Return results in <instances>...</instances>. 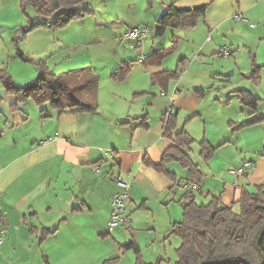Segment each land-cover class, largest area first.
Listing matches in <instances>:
<instances>
[{"label":"crops","instance_id":"1","mask_svg":"<svg viewBox=\"0 0 264 264\" xmlns=\"http://www.w3.org/2000/svg\"><path fill=\"white\" fill-rule=\"evenodd\" d=\"M172 2L181 9L210 6L196 27L169 28L171 46L153 40L150 50H143L150 55L164 48L160 63L143 64L140 54L129 55L130 60L121 55L115 68L128 61L131 71L123 80L112 78L114 69L105 83L99 77L95 111L77 105L59 113L31 99L13 108L16 96L3 85L0 228L6 234L0 264H103L116 257V264H136L135 252L121 248L130 241L140 247L143 262L174 264L181 239L172 225L183 218L187 192L201 203L219 197L223 205L238 208L235 202L245 189L264 190V120L239 127L264 116V32L248 24L263 12L264 28V0ZM225 48L229 57L221 55ZM21 61L10 51L0 67L7 66L15 83L24 85L38 69ZM254 63L261 66L258 83L249 77ZM166 70H178L177 77L153 81ZM230 70L234 78L224 75ZM240 88L260 98L255 113L239 98ZM172 106L175 131L186 129L194 137L191 156L203 172L191 191L189 172L178 162L166 165L176 180L157 167L173 144L164 120ZM203 139L215 148L206 161L200 156ZM248 160L254 165L243 174L231 172ZM114 177L130 184V224L110 230L112 200L122 191Z\"/></svg>","mask_w":264,"mask_h":264},{"label":"trees","instance_id":"2","mask_svg":"<svg viewBox=\"0 0 264 264\" xmlns=\"http://www.w3.org/2000/svg\"><path fill=\"white\" fill-rule=\"evenodd\" d=\"M85 0H22L23 10L28 11V6L33 7L40 17H48L58 12V17L44 22L28 21V26L18 30L21 32L15 39L17 46L16 56L29 61L30 58L20 47V42L26 33L36 26H65L72 19L84 17L90 12L88 7H81ZM210 6V3L198 7L181 9L172 2L163 14L155 21V34L163 37L169 28H194ZM164 48H156L147 56V63H160L166 56ZM38 73L24 85L16 84L12 74L4 67H0V80L5 89L16 96V103L29 99L40 106L49 103L59 113H63L73 106H83L90 111L98 107L97 93L99 76L96 73L82 74V72L69 71L65 74L53 72L44 62H36ZM261 66L253 64L250 78L260 82ZM131 71V64L126 61L117 67L111 74L115 80H123ZM178 70H166L154 75L153 81L163 80L168 82L177 77ZM89 73V72H85ZM236 92L241 101L251 109L252 113L258 110L260 98L251 91L240 88ZM1 98V97H0ZM165 134L173 139V144L164 152L162 161L157 167L173 180L177 179L175 172L166 168L167 163L176 161L189 172L192 182H199L203 172L192 156L194 137L186 129L175 131V111L164 114ZM264 120V116H255L239 124L243 127L250 123ZM200 156L203 160L210 159L215 148L206 140L200 141ZM264 155V151L262 152ZM238 208L226 206L219 197H213L206 203L198 202L191 192L184 195L183 218L172 225V233L181 239L177 248V259L174 264H264V190H244L240 199L235 202ZM122 249H132L137 255L136 264L145 263L141 260L140 247L135 241L121 245ZM116 258L106 260L103 264H116Z\"/></svg>","mask_w":264,"mask_h":264},{"label":"rangeland","instance_id":"3","mask_svg":"<svg viewBox=\"0 0 264 264\" xmlns=\"http://www.w3.org/2000/svg\"><path fill=\"white\" fill-rule=\"evenodd\" d=\"M171 1L85 0L80 6L88 7L90 12L84 17L72 19L65 26L42 25L28 31L20 42V47L30 60L21 62L24 66L35 69L36 62L44 61L53 72L61 75L69 71L82 74L93 72L101 76L105 83L110 80L109 74L116 69L121 55V59L130 60L129 55L136 59L137 55L144 53L146 47L150 50L153 40H162L167 47L172 45L173 36L170 33L163 37L155 34V21ZM27 8L26 13L22 0H0V59L3 58L0 61L7 60L10 51L16 54L15 39L21 32L18 29L28 26V21H53L58 17V12L48 17H39L33 7ZM262 15L263 12L261 18ZM261 18H252L248 22L257 25L258 33L264 32ZM136 26L148 29L140 49L133 46L136 41L124 39L125 32ZM4 68L9 71L7 66ZM230 76L234 78L233 74ZM4 90L0 80V93ZM192 157L195 160L194 154Z\"/></svg>","mask_w":264,"mask_h":264},{"label":"built area","instance_id":"4","mask_svg":"<svg viewBox=\"0 0 264 264\" xmlns=\"http://www.w3.org/2000/svg\"><path fill=\"white\" fill-rule=\"evenodd\" d=\"M236 18H243V16L240 13H237L235 15ZM148 29L141 28L139 26L136 27H131L128 31L125 32L124 34V39H127L130 42L136 41L135 44H133L134 47L140 48L142 45L143 40L146 37V32ZM222 57H229L231 55V51L228 48H225L221 52ZM148 55L146 54H141L140 55V60L145 61ZM162 94H165V92H162ZM174 101V97H172V102ZM168 113H174V108L173 106L168 110ZM107 155L112 159L115 158V155L112 151H108ZM254 165L253 161H246L243 163L242 166L235 168L231 170L233 174L241 175L245 172L247 167H251ZM99 165L97 164L95 166V169H98ZM1 171V170H0ZM113 180L118 183L122 187V191L117 194L113 200H112V211H111V216L109 220V229L112 230L115 227L119 225H125L126 227H129L130 224V218L129 214L127 212L126 208V198L128 195V188L130 187L129 182L126 180L120 178V177H114ZM186 187L188 190H194L198 188V184L195 182H190L186 184ZM5 234H6V229L5 228H0V245L4 242L5 240Z\"/></svg>","mask_w":264,"mask_h":264},{"label":"water","instance_id":"5","mask_svg":"<svg viewBox=\"0 0 264 264\" xmlns=\"http://www.w3.org/2000/svg\"><path fill=\"white\" fill-rule=\"evenodd\" d=\"M234 73V70H230L229 72H225L224 75L227 76L229 74H233Z\"/></svg>","mask_w":264,"mask_h":264}]
</instances>
